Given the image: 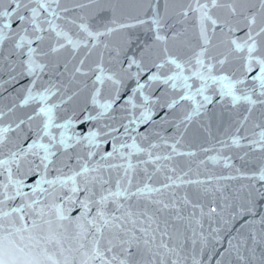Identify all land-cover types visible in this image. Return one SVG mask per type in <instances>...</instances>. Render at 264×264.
Instances as JSON below:
<instances>
[{
	"label": "snow or ice",
	"instance_id": "1",
	"mask_svg": "<svg viewBox=\"0 0 264 264\" xmlns=\"http://www.w3.org/2000/svg\"><path fill=\"white\" fill-rule=\"evenodd\" d=\"M0 264H264V0H0Z\"/></svg>",
	"mask_w": 264,
	"mask_h": 264
}]
</instances>
